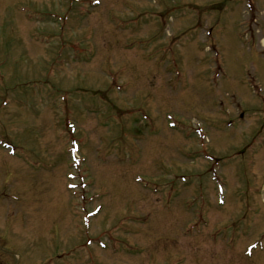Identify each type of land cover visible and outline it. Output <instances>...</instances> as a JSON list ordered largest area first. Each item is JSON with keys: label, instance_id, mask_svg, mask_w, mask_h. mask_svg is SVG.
<instances>
[{"label": "rangeland", "instance_id": "1", "mask_svg": "<svg viewBox=\"0 0 264 264\" xmlns=\"http://www.w3.org/2000/svg\"><path fill=\"white\" fill-rule=\"evenodd\" d=\"M255 16L0 0V264H264Z\"/></svg>", "mask_w": 264, "mask_h": 264}, {"label": "flooded vegetation", "instance_id": "2", "mask_svg": "<svg viewBox=\"0 0 264 264\" xmlns=\"http://www.w3.org/2000/svg\"><path fill=\"white\" fill-rule=\"evenodd\" d=\"M246 1H249L253 7L256 6L258 10L261 9V6H264V0H246Z\"/></svg>", "mask_w": 264, "mask_h": 264}]
</instances>
